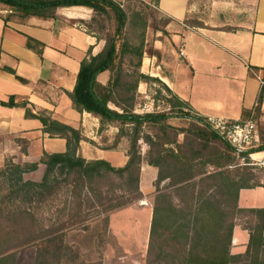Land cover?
<instances>
[{
    "label": "trees",
    "instance_id": "16d2710c",
    "mask_svg": "<svg viewBox=\"0 0 264 264\" xmlns=\"http://www.w3.org/2000/svg\"><path fill=\"white\" fill-rule=\"evenodd\" d=\"M154 1L158 4L159 0ZM71 6L90 8L96 14L110 16L114 21L112 32L105 36L96 34L98 38L105 40V45L98 54L93 55L89 52L88 56L81 60L75 88L67 93L78 111H87L99 118L101 128L107 123L119 124L118 137L125 133L129 135V159L121 167L113 166L105 159L86 160L77 155L80 142L84 139L80 130L54 119L47 111L34 113L27 103H21L20 105L26 107V116L39 119L46 133L51 137H62L67 140V150L62 153L44 152L40 162L17 163L13 158H7L0 168V178L3 179L2 183L8 184L10 191L5 196L8 201L1 202L6 205L0 204V214L7 211L14 216L18 214L21 217L34 218L27 208L22 209L17 202L21 197L42 196L41 190L49 187L51 176L58 170L70 176L76 175L77 179L91 185L117 176L122 182L116 187L134 193L140 198L142 192L139 184L144 158L139 141L143 139L149 145L146 160L158 170L156 180L158 194L153 208L147 264H264V208H238L239 189L251 185H240L242 183L240 178H235L231 174L230 166L237 163L232 145L212 130L205 118L186 111L185 109L192 111L189 103L173 95L171 89L159 77L142 72L144 56L158 58L161 53L153 43L148 45L144 33L138 42H133L126 36L130 17L121 2L0 0V9L10 11L7 14L0 13V16L6 22L14 17L21 20L31 16L48 18L55 17L58 7ZM94 19L95 15L92 21ZM168 23L169 20L166 25ZM90 24L91 22L86 24L87 28H91ZM35 43L32 38L28 39L30 47H35ZM104 71L111 73L106 86L97 80L98 75ZM152 81L158 82L172 94L171 107L164 111L136 113L139 84L142 82L149 85ZM110 102L122 112L111 109ZM3 105L15 106L18 103L11 97L8 102H3ZM174 107L179 108L177 116L188 118L191 125L197 127V131L194 132L196 139L188 136L186 133L188 130L179 129L169 123L171 114L168 111H172ZM125 127L131 128L130 134L126 132ZM147 127L155 128L156 140L149 133H144ZM170 131L172 137H169ZM180 133H184L183 141L178 139ZM198 135H206L208 140L204 142ZM211 140H220L223 144V151L216 158L211 151L207 156L203 153L204 150L210 149ZM170 144H175L176 149L167 148ZM23 150L26 151V146H23ZM258 151H264V134H261L260 145L246 152L247 159H250V153ZM40 163L45 165L41 181L26 180L24 174L37 170ZM208 165L214 166L215 170H205L204 167ZM199 166L203 168L197 169ZM197 178H200V181L213 180L208 187L217 189V193L202 192L195 196L193 191L192 199L195 201L188 208L175 205L172 198L163 194L158 187L162 181L170 179L171 186L181 189L191 187L194 190ZM112 184L115 186V182L112 181ZM227 197H233V205L227 203ZM126 204H112L109 211ZM237 212L247 213L246 216L249 218L246 226L250 231V241L245 253L242 254L231 253ZM47 231L49 237L38 245L35 264H61L66 256H69L73 263H78L79 254L66 244L62 234L57 235L59 228L53 227L46 230V233ZM16 258V252H0V264H15Z\"/></svg>",
    "mask_w": 264,
    "mask_h": 264
},
{
    "label": "crops",
    "instance_id": "0c3cea01",
    "mask_svg": "<svg viewBox=\"0 0 264 264\" xmlns=\"http://www.w3.org/2000/svg\"><path fill=\"white\" fill-rule=\"evenodd\" d=\"M242 1L238 6L222 7L217 25L189 27L184 21L191 11V0H159L157 9L169 20L166 26L180 25L169 40L173 59L158 62L154 56L151 60L157 58L158 66L164 70L158 74L159 78L173 95L189 103L192 112L205 119L228 120H243L255 113L261 138L264 134V0ZM9 12L0 9L3 14ZM92 17L93 10L84 6L58 7L55 17L48 18L14 17L6 22L0 16V168L7 158L17 163L40 162L44 152L67 150V140L46 133L39 119L26 116V107L21 103H27L34 113L47 111L54 119L80 130L84 139L77 155L86 160L105 159L116 167L127 163L129 135L118 137V123H107L101 128L99 118L78 111L67 93L75 88L81 60L89 52L98 54L105 45L104 39L87 28ZM29 38L36 42L35 47L28 45ZM163 42L161 38L153 40V46L162 55ZM147 66L145 59L143 68ZM110 78V71H104L97 80L106 86ZM143 84L149 86L139 84L136 113H144L140 111ZM11 97L18 105H3ZM109 107L122 112L112 102ZM125 130L131 133L130 127ZM139 143L146 146H141L144 161L139 184L144 193L142 180L156 182L158 170L146 160L149 145L143 139ZM250 159L264 165V151L251 153ZM44 171L45 165L40 163L37 170L24 175H43ZM237 204L240 209L264 208V178L255 185L240 188ZM238 219L239 216L233 229V254L245 253L250 241L246 221L239 223Z\"/></svg>",
    "mask_w": 264,
    "mask_h": 264
},
{
    "label": "rangeland",
    "instance_id": "374dc122",
    "mask_svg": "<svg viewBox=\"0 0 264 264\" xmlns=\"http://www.w3.org/2000/svg\"><path fill=\"white\" fill-rule=\"evenodd\" d=\"M129 14L130 21L126 30V36L133 42H138L142 34H145L148 45L153 43L155 38H161L164 42V55L160 54L158 62H170L172 49L169 40L180 24L165 26L167 17L157 9L154 0H117ZM242 0H191V11L185 19V25L189 27H201L206 23L217 25L221 15L222 7L229 5H241ZM95 19H91L89 31L95 32L98 36H105L114 30L113 19L106 14H96ZM221 21V20H220ZM146 25V26H145ZM145 29V30H144ZM148 60V66L142 72L151 76L163 74L164 70L157 64V58L152 59L148 55L144 56ZM143 97L140 102L142 112L164 111L170 108L172 94L169 93L158 82H150L149 86L142 85ZM172 102V101H171ZM179 108L174 107L169 122L173 126L188 130V136L196 139L197 127L192 126L188 118L177 116ZM194 115L195 113L185 109ZM259 128V127H258ZM145 134H150L155 139L157 131L153 127L144 129ZM208 133V132H207ZM172 137V131L169 133ZM204 142L208 140L205 135H198ZM210 138V137H209ZM179 141H183L184 133L178 136ZM156 140V139H155ZM167 140V138H166ZM142 148L146 146L141 144ZM210 149L204 150L205 156L212 155L216 158L223 151V144L220 140L209 141ZM167 148L176 149L175 144L167 145ZM155 154L157 152L155 151ZM249 164H239L232 168V176L240 178L243 185H255L261 178H264V165L256 164L257 161L247 160ZM237 162V161H236ZM258 163V162H257ZM236 165V164H235ZM202 166L197 169H202ZM205 170L214 171L215 167L208 165ZM44 175V174H43ZM42 173L37 175H24L26 180L41 181ZM37 178V179H34ZM195 181L196 187L181 189L171 186V180L162 181L158 187L163 194L169 195L175 205L185 208L194 203L192 193L198 196L202 192L217 193V189L208 186L213 180ZM115 182L113 186L112 181ZM110 179H103L99 184L83 183L77 179L76 175H69L66 172L56 171L51 176L48 188L41 190L42 196L21 197L17 202L22 209L30 211L34 218L7 211L0 214V252H16L15 264H35L36 250L43 240L49 237V232L53 227L59 228L57 235L64 236L66 244L70 245L74 252L79 254L77 262L85 264H147L150 228L153 215L155 199L158 194L157 185L154 181L142 180L144 193L140 198L134 193L126 192L123 188L116 187L122 182L117 176ZM0 178V204L8 201L5 197L9 193L8 184L2 183ZM2 183V184H1ZM115 187V188H114ZM219 193V192H218ZM126 204L119 209L109 211L112 204ZM227 203L233 205V197H227ZM6 203L3 204L5 206ZM247 213L237 212L239 223L249 220ZM38 226V227H37ZM55 237V236H54ZM71 256V255H70ZM76 263V264H78ZM61 264H75L70 261V257L63 258Z\"/></svg>",
    "mask_w": 264,
    "mask_h": 264
},
{
    "label": "built area",
    "instance_id": "2783aa9c",
    "mask_svg": "<svg viewBox=\"0 0 264 264\" xmlns=\"http://www.w3.org/2000/svg\"><path fill=\"white\" fill-rule=\"evenodd\" d=\"M264 85V81H262ZM209 126L226 139L233 147L238 164H249L246 152L261 143L258 123L255 113L243 120H228L224 118L206 119ZM251 153L249 154V157Z\"/></svg>",
    "mask_w": 264,
    "mask_h": 264
},
{
    "label": "bare ground",
    "instance_id": "6f19581e",
    "mask_svg": "<svg viewBox=\"0 0 264 264\" xmlns=\"http://www.w3.org/2000/svg\"><path fill=\"white\" fill-rule=\"evenodd\" d=\"M255 158H257L256 155H255Z\"/></svg>",
    "mask_w": 264,
    "mask_h": 264
}]
</instances>
